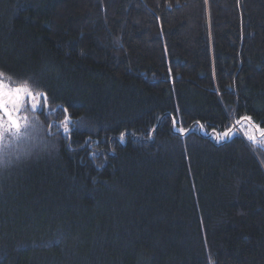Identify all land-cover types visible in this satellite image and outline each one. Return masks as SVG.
<instances>
[{"label":"trees","instance_id":"obj_1","mask_svg":"<svg viewBox=\"0 0 264 264\" xmlns=\"http://www.w3.org/2000/svg\"><path fill=\"white\" fill-rule=\"evenodd\" d=\"M0 71L72 120L21 113L0 264H264V0H0Z\"/></svg>","mask_w":264,"mask_h":264},{"label":"snow or ice","instance_id":"obj_2","mask_svg":"<svg viewBox=\"0 0 264 264\" xmlns=\"http://www.w3.org/2000/svg\"><path fill=\"white\" fill-rule=\"evenodd\" d=\"M25 102H28L26 105ZM49 103V94L31 77L16 81L6 73L0 71V166L8 167L14 160L21 159L27 155L30 149L27 142L33 138L35 127L28 123L27 116H21L25 107L32 110H42ZM67 113V109H64ZM244 120H251V117H242ZM23 121V122H22ZM264 122V121H262ZM63 125V131L69 132V125L72 123L70 115H66ZM177 122L173 119V124ZM180 132L186 129H178ZM256 131L264 137V129ZM125 132H121L119 139L124 140ZM227 136H217L218 141L223 140ZM253 143H256V137H250ZM264 147V143L261 144Z\"/></svg>","mask_w":264,"mask_h":264},{"label":"rangeland","instance_id":"obj_3","mask_svg":"<svg viewBox=\"0 0 264 264\" xmlns=\"http://www.w3.org/2000/svg\"><path fill=\"white\" fill-rule=\"evenodd\" d=\"M237 129L242 131L249 138L252 136H255L257 142L256 143L252 142L254 145H261L262 143H264V137H261L260 133L258 131H256L257 127H254L252 125L249 126V125H247V123L241 122L238 124ZM259 129H261V128L259 127Z\"/></svg>","mask_w":264,"mask_h":264},{"label":"water","instance_id":"obj_4","mask_svg":"<svg viewBox=\"0 0 264 264\" xmlns=\"http://www.w3.org/2000/svg\"><path fill=\"white\" fill-rule=\"evenodd\" d=\"M58 108H61L63 111H64V109H66L64 106H62V105H57V106H55L53 109H49L48 108V105L45 107V109H46V111L48 112V113H50V114H52V113H54ZM31 109V108H30ZM32 110V109H31ZM33 112H36L37 110H32ZM65 112V111H64ZM66 115H69L68 114V111H67V113H65V116ZM65 119V118H64ZM64 121V120H63ZM51 122H50V124H49V127L48 128H50V126H51ZM52 134V133H51ZM68 139H70V138H68ZM69 143H67V145H68Z\"/></svg>","mask_w":264,"mask_h":264},{"label":"flooded vegetation","instance_id":"obj_5","mask_svg":"<svg viewBox=\"0 0 264 264\" xmlns=\"http://www.w3.org/2000/svg\"><path fill=\"white\" fill-rule=\"evenodd\" d=\"M25 104L27 105L28 102H25ZM44 108H45V107H44ZM25 109H29V110H31L30 107H27V106L25 107ZM31 111H32V110H31Z\"/></svg>","mask_w":264,"mask_h":264}]
</instances>
